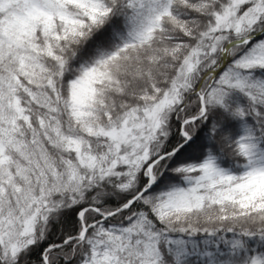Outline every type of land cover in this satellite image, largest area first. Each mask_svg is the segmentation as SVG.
<instances>
[{
	"label": "snow or ice",
	"instance_id": "snow-or-ice-1",
	"mask_svg": "<svg viewBox=\"0 0 264 264\" xmlns=\"http://www.w3.org/2000/svg\"><path fill=\"white\" fill-rule=\"evenodd\" d=\"M0 264H264V0H0Z\"/></svg>",
	"mask_w": 264,
	"mask_h": 264
}]
</instances>
